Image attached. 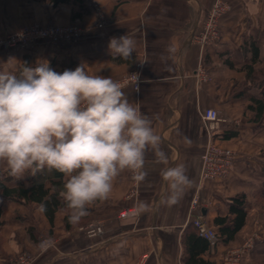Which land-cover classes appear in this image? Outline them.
Masks as SVG:
<instances>
[{"label":"crops","instance_id":"1","mask_svg":"<svg viewBox=\"0 0 264 264\" xmlns=\"http://www.w3.org/2000/svg\"><path fill=\"white\" fill-rule=\"evenodd\" d=\"M225 1L230 10L221 21V40L204 51L191 37L203 25L215 0H70L57 7L47 1H0V38L26 24L66 25L77 21L84 26V34L78 39H45L0 47V64L9 58L28 65L46 60L53 70L62 73L83 63L90 73L118 81L140 67L139 89L128 85L124 90L152 120L169 157L167 165H154V156L149 153V175L143 183L135 187L130 173L124 172L115 181L110 198L89 207V214L81 221L103 220L102 236L89 237L78 230L77 224L67 228L66 205L60 207L52 226L37 204L0 194L5 222L0 226L2 263L14 264L10 255L26 251L35 257L32 264H184L182 236L192 222L193 197L199 196L207 223L217 228L215 218L226 216L230 199L244 193L246 225L235 240L220 239L204 257L218 263L257 229L255 248L243 264H264V116L257 118L249 108L251 96L262 97L263 85H253L242 70L252 61V53L244 50L247 41L259 48L255 69H264V0ZM94 4L104 14L102 27ZM76 13L81 14L74 19ZM126 34L135 41L129 60L111 54L108 47L110 38ZM208 108L218 110L224 119L218 140L236 153L233 169L223 179H200L201 155L208 141L201 112ZM227 133L230 136L226 137ZM176 164L186 167L193 186L176 205L157 206L160 170ZM0 169L8 172L3 163ZM46 173L55 179L53 171ZM29 176L20 181L29 183ZM18 181L13 177L8 185ZM46 185L50 187L51 181ZM138 201L147 202L154 210L127 219L119 217L122 210L136 208ZM47 232L57 238L41 249V238Z\"/></svg>","mask_w":264,"mask_h":264},{"label":"clouds","instance_id":"2","mask_svg":"<svg viewBox=\"0 0 264 264\" xmlns=\"http://www.w3.org/2000/svg\"><path fill=\"white\" fill-rule=\"evenodd\" d=\"M108 47L129 60L135 41L127 34L112 37ZM137 81L133 74L132 82ZM124 88L112 77L90 73L83 63L62 73L46 60L28 65L9 58L0 64V163L17 180L44 171L63 174L59 194L71 224L109 199L122 173L143 183L149 153L154 165L169 162L162 136ZM160 176L157 206L176 205L193 186L183 164L162 168ZM39 210L45 211L44 205ZM153 210L147 202L136 204L137 214Z\"/></svg>","mask_w":264,"mask_h":264},{"label":"built area","instance_id":"3","mask_svg":"<svg viewBox=\"0 0 264 264\" xmlns=\"http://www.w3.org/2000/svg\"><path fill=\"white\" fill-rule=\"evenodd\" d=\"M94 11L99 15V27L104 24V14L99 5H93ZM230 5L225 0H215L213 6L208 10L207 16L203 25L200 29L192 34V41L198 44L202 51L205 49L216 45L222 36L221 21L222 18L229 12ZM84 31L82 28L76 27H59L53 26L50 28H41L36 26L34 30H25L21 33H16L8 37L7 43L10 46H17L19 44H29L37 39H47V40H60V39H78L82 37ZM203 73V68L199 69ZM133 74H138V81L136 84L132 82ZM124 86L131 85L135 89H139L141 82V68L137 67L128 76L120 80ZM201 118L205 124V129L207 133V144L201 155V180H215L226 178L233 169L235 163L236 153L232 148L222 147L219 144L218 136L222 134L223 127L222 123L224 119L220 116L218 110L214 108H208L201 112ZM131 176V174H130ZM135 183V182H134ZM138 184L135 183V187ZM136 193V189L133 190ZM133 195V194H132ZM190 212L192 214V223L198 230L199 234L209 240L211 246H214L219 240L220 236L216 229L211 227L205 218L203 211L201 210V201L199 196L196 195L192 199L190 205ZM120 217L126 216H137L136 208H126L121 211ZM87 233L90 237L102 236L104 234V229L101 224L91 225L87 229ZM258 237V236H257ZM257 237L252 236L246 246H244L243 251L237 249L233 252L228 263L225 264H241L245 256L250 254V252L255 248V243ZM47 241L43 239V243ZM0 264H3L0 260ZM25 264V263H22Z\"/></svg>","mask_w":264,"mask_h":264},{"label":"trees","instance_id":"4","mask_svg":"<svg viewBox=\"0 0 264 264\" xmlns=\"http://www.w3.org/2000/svg\"><path fill=\"white\" fill-rule=\"evenodd\" d=\"M1 1V0H0ZM30 1H47L54 7H57L61 3H68L70 0H30ZM81 2V0H76ZM85 6L81 3V8ZM74 19L80 16V13L73 15ZM244 50L252 53V61L250 64H246L242 67L247 73V79L253 84L263 85L262 97L251 96L252 104L249 108L252 109L257 118L264 116V69L256 70L255 64L259 61V48L253 41H247L244 45ZM227 64L235 68V65L226 60ZM234 134V133H233ZM230 134H226V137ZM225 137V138H226ZM54 178L50 177L44 172L37 173L35 176H29V183L24 181H18L17 184L10 186L8 182L13 177L8 175V172H4L0 169V194L3 198L18 200L25 204H37L39 207L44 205V214L54 226L56 214L60 207L65 206V202L60 197V191L63 187L64 176L63 174L53 171ZM47 180L51 181V186L48 187ZM247 200L244 193H239L232 197L229 202V212L226 216H218L215 218L214 223L217 228L220 239L226 242H230L236 239L237 234L246 225L248 212L246 210ZM3 203L0 200V226L5 223L2 220ZM66 227L70 228L72 225L68 221V216L65 218ZM182 244L184 252L182 255V261L184 264H212L211 261L204 257V254L211 249V243L209 240L201 236L193 225L189 223L182 236Z\"/></svg>","mask_w":264,"mask_h":264},{"label":"rangeland","instance_id":"5","mask_svg":"<svg viewBox=\"0 0 264 264\" xmlns=\"http://www.w3.org/2000/svg\"><path fill=\"white\" fill-rule=\"evenodd\" d=\"M8 5L7 1H5V8L6 6ZM95 12V11H94ZM96 13V12H95ZM81 14V13H80ZM97 14V13H96ZM98 16V20H100L101 17ZM104 16V15H103ZM105 18V17H104ZM36 26L38 27H41V28H50V27H53V26H59V27H76V28H84V26L82 25V23H79L77 21H71L70 23L66 24V25H47V26H43V25H40L38 23H33V24H26V25H21L20 27H18L17 29H14L13 31H10L5 37H1L0 38V47H14V46H10L8 44H4V43H7L8 41V37L16 34V33H21L22 31H25V30H34L36 29ZM38 40H45V39H37L35 40L34 42L32 43H35L36 41ZM54 41V40H52ZM56 41V40H55ZM219 144L222 146V147H228V146H225L223 145L220 141H218ZM230 148V147H229ZM194 198V197H193ZM192 202V201H191ZM263 207H264V202L262 203ZM33 206H31L32 208ZM34 208V207H33ZM125 210V209H124ZM123 211V210H122ZM121 212L119 213V217L121 216L120 215ZM138 216V215H137ZM135 216V217H137ZM130 217H133V216H126V217H120L122 219H127V218H130ZM263 222V221H262ZM95 224H101L103 226V229H104V233H105V227H104V222L103 220H96V219H89V220H85V221H80L77 225H78V230L83 232L85 235H88L87 233V229L91 226V225H95ZM259 232L257 231V229H254L252 230L240 243L239 245L236 247V248H233L231 250H229L228 252L225 253V255H223V257L221 258V260L217 263V262H214L213 264H225V263H228L227 261L230 260L233 252L237 249H240V251H243L244 249V246H246V244L248 243L249 239L254 236V237H257L259 234ZM89 236V235H88ZM90 237V236H89ZM95 237V236H94ZM97 237V236H96ZM55 238H57V235L55 234L54 235H51L49 232H47L45 235H43V237L41 238V242L43 241V239H46L47 241H50V243H46L44 244L42 242V247L41 249H45L49 246H51L54 241H55ZM11 256V262L14 263V264H22V263H25V264H32L33 261H34V255L26 252V251H22V252H19L15 255H10ZM249 254L247 256L244 257V259L242 260V263H244V261L246 260V257H248ZM262 262H264V259L262 258L261 259ZM4 264V263H3Z\"/></svg>","mask_w":264,"mask_h":264}]
</instances>
